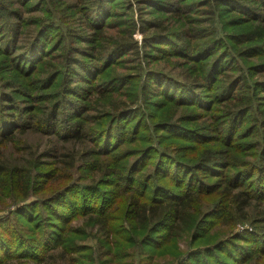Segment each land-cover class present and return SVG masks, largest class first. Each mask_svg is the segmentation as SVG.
<instances>
[{
  "label": "trees",
  "instance_id": "1",
  "mask_svg": "<svg viewBox=\"0 0 264 264\" xmlns=\"http://www.w3.org/2000/svg\"><path fill=\"white\" fill-rule=\"evenodd\" d=\"M108 1L82 2L79 13L82 28L73 31L72 37L77 46L69 50L63 48V54L48 56L50 54L44 53L53 46L55 35L48 31L54 22L36 18L29 25L33 26L32 30H23L26 25L20 24L25 21L20 18L21 11L9 9L12 2L5 5L0 0V53L9 54L12 69L16 71L21 70V62L26 64L25 69L22 68L25 73L20 83L22 89H16L21 91L17 94L24 103L33 99L46 103L25 110L9 107L10 112L0 119V142L9 143L16 134L30 129L54 136L60 141L61 150L52 146L41 155L52 159L51 164L56 169L32 170L45 185L50 183L51 186L55 180H71L62 190L41 199L43 201H33L31 166L14 164L9 171L2 163L6 161L0 157V189L5 183L1 181L2 175H8L6 183L19 203L0 222H13L16 230L17 219L23 218L32 232L26 236L20 229L15 235L17 243H0V264L14 260L30 264H89L87 261L94 260L85 253L91 251V247L81 244L86 240V233L71 224L83 218L89 224L88 233H96L91 238L97 240L95 261L98 264H108V261L109 264H126L124 260L128 256L123 251L137 246L140 258L148 260L147 264H164L168 260L172 264L259 263L264 257V207L259 216L263 218L251 222L253 227L249 233L212 247L200 245L197 249H202L198 252L190 249L181 260L176 244L186 231L193 229L190 210L194 209L196 199L210 191L201 181L193 184L192 176L204 171L216 173L212 165L218 162L208 151V155L204 150L198 152L197 145L203 140L196 139L193 133L197 131L187 126L196 118H186L179 110L199 111L195 114L200 119L206 117L213 106L221 105L220 119L228 127L224 135L238 130L237 135L234 134L236 139H243L241 132L251 124L254 126L256 117L261 118L264 95L258 93L264 92V78L259 82H253L252 78L264 74V0H150L146 13L163 18L141 19L139 16L138 25L133 18L125 19V16L113 23L104 20L116 11L109 10L112 3ZM14 2L20 9H29L28 0ZM14 19L20 22L15 24ZM167 19L176 21L177 30L189 28L172 34ZM114 29L116 32L105 38L107 31ZM135 32L141 33L140 42L133 39ZM165 57L183 60L184 79L147 68ZM129 64L135 65V74L116 73L118 69L126 71ZM108 75L111 77L107 78ZM214 89L218 96L211 99V104L205 91ZM96 108L99 114H88ZM128 118L134 120L131 126L124 124ZM90 123L95 127H90ZM261 124L264 125V117L253 134L252 143L260 149L261 163L245 166L235 180L239 183L218 181L215 187H223L222 194L229 197L232 207L226 212L217 209L221 224H231L233 215L248 210L253 201L259 206L264 201V128L261 130ZM128 145H134L135 149L124 155ZM177 146L187 151L184 159L175 154ZM79 147L85 148L80 151ZM164 161L171 164L172 172L168 167L161 170ZM149 169L152 170L149 172ZM54 171L58 175H53ZM80 171L82 174L77 178ZM91 173L94 175L89 176ZM74 179L100 182L79 187ZM168 180L180 190L164 186ZM77 188L78 192H86V198L75 192L68 202L63 200ZM126 193H130L131 200L123 221L129 228L123 232L133 237H123L127 240L126 248H122L115 241L120 232L112 229L115 202L108 195L115 198ZM14 233V230L9 232L10 236ZM194 237L201 236L195 233ZM233 239L246 241L248 250L235 249L238 253L232 257L233 252L225 246L233 243L231 245L238 248ZM154 252L158 253L161 263L152 261Z\"/></svg>",
  "mask_w": 264,
  "mask_h": 264
},
{
  "label": "rangeland",
  "instance_id": "2",
  "mask_svg": "<svg viewBox=\"0 0 264 264\" xmlns=\"http://www.w3.org/2000/svg\"><path fill=\"white\" fill-rule=\"evenodd\" d=\"M26 0H24L25 2ZM87 1V0H28V7L29 9L24 10L20 9L14 0H3V4H8V2H12L13 5H8V8L12 9H18L21 11L20 18L22 20H25L24 22L16 21L15 19L12 21L15 24H18V22L24 23L26 26L23 30H32L33 26H29L32 20H35L36 18L43 17L48 18L45 19L47 22H54L53 28L50 29L49 34L55 35L53 38V41L51 45L52 47H49L50 49L44 53V54H50L48 56H53L56 54H63V48L64 50L72 49L74 46H77L74 44V40L72 37L74 36L73 31L76 29L82 28L81 22L82 18L79 15L81 13V3ZM107 1V0H106ZM121 0H109V3H112V8H110V11L116 10L110 18H105L104 20H107V22H115L119 20L120 17L125 16L124 18H133L132 20L138 25V17L140 16L142 18H163L161 16H156V14H153L155 16H151L147 14V5L150 0H128V3L123 0L122 2H119ZM153 1V0H152ZM177 2L181 0H176ZM250 2H255V0H247ZM23 2V3H24ZM122 3V4H121ZM175 3V1H173ZM26 11V12H25ZM28 11V12H27ZM46 12V13H45ZM133 16V17H132ZM168 16V13L167 15ZM185 16V15H184ZM105 17L107 15L105 14ZM55 20V21H54ZM41 22L43 20L41 19ZM176 21L167 19V25L169 26V29L173 31L175 34L178 33L181 29H188L189 27L179 28L177 30V27L175 25ZM28 24V25H27ZM47 25V24H44ZM61 33V36L58 38L57 36ZM116 32V29L107 31V35L105 38L110 37V34ZM67 33L70 34L66 35ZM142 38L141 33L135 32L133 35V39L137 42H140ZM59 39V42L61 43H55ZM186 39V38H185ZM173 40V39H172ZM186 40H189L187 38ZM21 42V41H20ZM63 42H65L63 44ZM55 43V44H54ZM199 43V42H195ZM1 44V43H0ZM20 43L18 42L17 46ZM167 47V46H166ZM2 49V47L0 46ZM1 52V50H0ZM129 57V55H127ZM256 62V61H254ZM183 60L179 59L177 57H165L163 60L159 61V63H155L154 65H149L147 68L155 69L156 72H160L161 74H167L171 77H175L178 79H184L186 77V67H183L182 65ZM13 62L9 59V54H2L0 53V119H4L5 114L9 111V107H15V108H23L25 110L26 108H29L38 105L39 107H42L43 105H46V103H41V100H34L30 102L24 103L21 96H18L17 92H21L20 90L16 91V89L21 88L22 86L20 83L24 80L25 73L22 72V68L25 69V63L21 62V70L16 71L12 69ZM256 64V63H254ZM125 69H118L116 70L117 74H135V65H127ZM246 68V67H243ZM248 68V67H247ZM255 68V67H253ZM27 71V70H26ZM111 77L110 75L107 76V78ZM264 78V74L260 75H254V78H252V81L259 82L260 79ZM138 84V82H137ZM17 85V86H16ZM100 86V83H98ZM140 86V82H139ZM207 95V100L212 104V100L218 96L217 91L214 89L212 91H205ZM258 94L264 95V92L261 90ZM16 99L18 102H15ZM258 99V98H257ZM121 100H127L126 98L121 97ZM221 105L219 106V108ZM218 107H212L211 110H209L206 115V117L197 119L198 115L195 113H198L199 111H185L184 109H180L179 112L181 115L185 116L186 118H196L195 120H192L191 123H188L187 126H189L191 129H194L197 131V134L194 132L193 134L196 136V139H202L200 144L197 145L198 152L199 150H204L205 154H207V151L212 154V157L214 160L218 161L213 163L212 170H214L216 173L209 174L204 172H197L192 177L193 184H195L197 181H201L202 184H205L206 187H210V191L204 194H201V197H198L197 202L194 204V209L190 210V214L193 217V229H189L185 232V235L183 236L182 240L177 241L176 247L179 250V260L186 255L189 250H193V252H198L197 250L202 249L198 248L200 245L212 247L222 241H227L228 238H233L238 235H242L245 233H249L251 231V227H253V224L251 222H256L263 217H259L261 214V210L264 207V201H262L261 205L259 206V203L256 201H253L251 206L248 210H242L239 211L238 214L233 215L232 222L229 225H226L225 223L221 224L219 220V212L217 209H225L226 211H229L232 209V207L229 205L228 200L229 197L224 196L222 194V188H215L219 182L227 183L228 181L230 183H239L238 180L241 172L244 170V167L247 165L256 164L259 165L261 163L260 161V152L259 148L253 146V140H255V136L253 137V134H256L257 132V126L260 125L261 118L264 117V103L262 105V108L260 109V116L256 117V123L253 126L252 124L242 131L241 137H244L243 139H236L237 132L232 135H224L228 131L227 124L222 123L221 121V115L222 112L219 110ZM222 108V107H221ZM40 113V111H39ZM206 113V114H207ZM89 115H97L99 114V109L96 108V111H90L88 113ZM200 115V114H199ZM249 117V116H248ZM131 118L127 119L124 124L127 126H131L132 122ZM260 121V122H259ZM90 127L94 128V123L89 124ZM261 130L264 128V125L261 124L260 126ZM243 134H246L245 136ZM166 143H163L162 146L165 147ZM52 146H56V148L60 151L62 148V145L60 141H58L54 136L43 134L40 131H36L33 129L27 130L23 134H19L14 137V140L11 142H0V157H2L6 162H2L3 166L5 168H9V171L12 167H14L18 164H25L29 167L32 172V178H31V198L33 201H39L43 198H47L50 196L53 192L56 190H62V187L68 185L71 183L70 181H63V180H55V183L51 186L49 184L45 185L46 182L40 181V179H37L38 175L34 170L40 169L45 172H48V170L56 169L55 165H52V159H49L47 157H42V152L48 148H51ZM89 145H87L88 148ZM230 146V147H228ZM174 145H171L170 149H173ZM179 147V148H178ZM85 147H79V150H83ZM177 150L180 152V154L176 150V155L180 159H184L185 154L187 151L185 148H180V146H177ZM135 149L134 145H128L125 149L124 155H126L127 151L132 152V150ZM208 155V154H207ZM130 158V157H129ZM128 158V159H129ZM134 158V157H133ZM131 158V160H133ZM1 165V163H0ZM33 165V166H32ZM171 164L167 161H164L163 167L161 170H164L166 167L170 168V171L172 172L173 167L170 166ZM152 168V167H151ZM243 169V170H242ZM152 169H149V172ZM8 171V173H9ZM82 171L78 172L76 174V177L78 178L82 173ZM7 173V174H8ZM36 173V175H35ZM53 175H58L56 171H54ZM75 176V174H73ZM94 174H89V176H92ZM8 175H2L1 181H4L5 183L2 184V188L0 189V220L3 218L5 219L8 216L9 212H12V210L15 208V206L18 203V199L15 196L13 189L9 187V185L6 183ZM249 180V179H246ZM219 181V182H218ZM245 181V180H244ZM243 181V182H244ZM74 183L78 184L79 187L83 186H95L96 184H99L100 182L98 179L94 181H82V180H73ZM94 182V183H93ZM73 183V184H74ZM185 184V183H184ZM164 186L169 187L172 190H180L178 189V186L174 184L172 180H168ZM103 189L111 188L108 186H101ZM75 189V188H74ZM183 189V187L181 188ZM76 190L70 191L63 200L68 202V200L75 194ZM206 190V188L204 189ZM79 196H83L86 198V192L81 190V192H78ZM113 195H108V198L110 200H113L115 202L113 209H112V218H113V231L120 233L118 234V237L115 236L116 242H118L119 246H122V248H126L125 240L127 238H132L133 236H129L128 234H125L123 230H127L129 226L124 223L125 217V209L127 207L128 201L131 200L130 193H126L123 195H120L119 197H112ZM107 197V196H106ZM63 200L61 201V205H63ZM83 199H81L82 202ZM43 201V200H41ZM58 204V202H57ZM239 208V205L237 206ZM36 210L37 207L35 208ZM34 210V209H33ZM33 210L31 211L33 213ZM218 213V214H217ZM2 218V219H1ZM244 221H242L241 219ZM12 219V217L10 218ZM77 223V224H76ZM71 224L73 227L80 228V230L85 231L86 240L83 241V245L91 247V251H87L85 254H90L91 260H94L92 262L87 261L89 264H98L96 260V246H97V240L92 239L91 235H95L96 233L93 232L92 234L88 233V230L86 228L89 226L87 222H85L84 218L79 219V221H71ZM31 225V224H30ZM251 225V226H250ZM256 226H260L259 224H255ZM21 229L22 234L25 233L26 236L32 235V232L29 231V223H26L23 218H19L16 221V230L14 229L13 222L10 221H4L0 222V243H8L13 242L17 243L15 240V235L17 232H19ZM14 230L13 236H10L9 232ZM9 231V232H8ZM24 232V233H23ZM198 233L201 237L195 238L194 234ZM198 236V235H197ZM34 238H37V236L33 235ZM123 237H127L124 239ZM261 240V239H259ZM114 242V243H116ZM234 244L238 245V248L234 247L233 243L229 244L228 246H225V248H228V250H231L232 257H236L238 251L235 252V249H238L240 251L248 250L249 246L248 243L244 241L243 239H233ZM117 245V246H118ZM260 245V244H259ZM115 246V245H114ZM116 246V247H117ZM10 248H14L11 246ZM115 251V249H113ZM128 258L124 260L126 264H147L148 260L141 259L139 256V249L137 247H128L126 250L123 251ZM158 253L154 252L152 255V261L154 263L159 262L161 263V259ZM223 254V253H220ZM225 258V257H223ZM225 261H229V258H225ZM122 261V259H121ZM119 260H116V262H121ZM110 261H108V264ZM8 264H30L25 262H20L17 260L11 261ZM164 264H172L170 260H168ZM233 264V263H232ZM252 264H264V257L262 258V261L253 262Z\"/></svg>",
  "mask_w": 264,
  "mask_h": 264
}]
</instances>
